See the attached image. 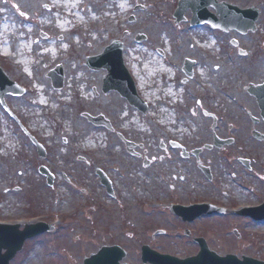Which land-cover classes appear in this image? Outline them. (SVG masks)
I'll list each match as a JSON object with an SVG mask.
<instances>
[{
    "label": "rangeland",
    "instance_id": "rangeland-1",
    "mask_svg": "<svg viewBox=\"0 0 264 264\" xmlns=\"http://www.w3.org/2000/svg\"><path fill=\"white\" fill-rule=\"evenodd\" d=\"M179 1L0 0V33L3 32L0 36V67L12 81L26 89L21 96H6V102L23 127L46 150L45 157L39 156L30 135L0 104V222L24 224L40 220L55 226L54 231L27 240L11 264H82L85 256L96 252L100 246L114 243L127 250L125 262L143 264L140 250L148 238L130 241L135 237L131 235L134 230L146 224L164 225L170 230L179 226L169 211L164 212V217L149 215L164 207L155 205L162 203L158 194L161 191L159 178L130 174L121 178L108 169L129 159L124 146L120 145L118 133L130 132L133 138L148 137L149 133L126 129L110 131L84 117V113L103 115L113 127L120 119V115L112 113L113 93L104 95L101 92L105 70L89 69L86 58L100 54L113 38H117L125 44V61L144 60L148 47L155 44H134L129 38L142 30L162 33V27L168 22L166 16H171L170 12L178 8ZM62 4H66L71 13L66 21ZM141 6L143 8L135 11ZM262 9L264 11V5ZM133 15L135 21L131 22L129 18ZM5 22L7 30L3 31ZM261 24L245 44L248 59L253 64L252 72L260 69V81L264 80V13ZM43 31L51 34L50 39L41 36ZM197 32L202 36L207 34L206 29ZM200 39L204 41L203 37ZM210 39L213 42L210 52H215L213 56L217 61L224 62L223 71L215 76L218 98H213L218 104L214 108L228 111L225 116L229 119L238 118L241 111L221 91L226 88L235 92L240 84L237 75L241 74L242 68L246 69L245 60L240 61L239 67L236 65L239 57L221 34L212 35ZM256 43H260V56L256 53ZM18 46L23 50L20 51ZM48 48L52 54L47 53ZM230 54L232 57H228ZM15 55L22 61H16ZM58 64L65 69V85L60 90L54 89L48 77L49 71ZM224 77L231 82H225ZM131 116L126 114L121 118ZM139 118L143 123V116ZM217 130L220 137V133L236 135V130L229 132L227 127ZM210 131L204 124L196 128L187 125L183 133L191 138L200 134L205 139L210 137ZM155 134L159 135V131ZM94 140L99 146H93ZM229 151L230 148H224L212 153L220 156ZM41 166H46L55 176L53 185L39 171ZM100 168L108 170L113 181H121L122 185L114 186L116 197L112 198L100 184L97 175ZM154 171L152 168L150 174ZM218 174L221 183L217 186H236L224 171L218 169ZM262 181L264 186V179ZM247 199L249 202L255 200L250 195ZM211 226L217 235L220 234L218 241L213 242L218 252H244L264 260V222L252 224L241 217H218ZM235 230L242 233L240 238ZM153 245L178 256L196 250L189 239L181 237L158 238Z\"/></svg>",
    "mask_w": 264,
    "mask_h": 264
},
{
    "label": "flooded vegetation",
    "instance_id": "flooded-vegetation-1",
    "mask_svg": "<svg viewBox=\"0 0 264 264\" xmlns=\"http://www.w3.org/2000/svg\"><path fill=\"white\" fill-rule=\"evenodd\" d=\"M217 1L234 4L240 9L257 7L260 13L255 31L241 33L234 28L220 29L208 21L194 24L192 21L194 14L191 10L184 12L181 18L176 11H172L171 16H166L168 22L162 27L164 29L162 33L148 30L143 32L144 36L140 32L129 38L134 44H155L148 47V55L144 60L139 58V62L125 61L127 71L130 73L125 78L135 81L132 96L127 97L122 93L128 92L126 84L122 87V92L116 89L105 93L103 87L107 72L103 76L101 92L104 95L113 93L115 103L112 106V113L115 116L120 115L113 130L140 131L147 135L149 133L148 137L143 138H133L130 132L125 135L118 133L120 145L124 146L129 159L124 160L122 165L119 161L112 166L113 168L108 169L121 178L128 174L159 178L161 184L159 189L161 191L158 192L159 201H162L161 205L164 207L158 208V212L154 210L149 215L159 214L164 217L166 214L164 212L169 211L175 223L179 225L175 230H170L165 229L164 225L157 227L154 224H146L143 228L134 230L131 235L135 237L130 241L138 242L142 237H146L148 240L145 244L152 249L169 253L163 252L159 245L154 246V241L158 238L181 237L189 239L196 246V250L185 256L176 255L178 258L196 257L201 251L198 242L202 241L220 257L235 255L240 261L246 256L260 259L244 252L225 254L218 252L213 245L220 238V234L217 235L211 223L218 217L224 219L241 217L245 222L252 224L264 222L249 213L235 212L240 206L256 207L264 201L262 198L264 137L260 139V133L264 135V119L261 117L259 96L260 84H263L264 80L260 81V69L252 72L253 64L251 59H248L249 51L245 48L247 40L262 26L264 0ZM208 13L216 15L217 10L209 7ZM205 29L207 31L205 36L197 32ZM40 33H43L41 36L45 39L51 37L50 33ZM217 33L228 39L231 50L239 57L236 65L239 67L242 60H245L246 65V69L242 68L241 74L237 75L240 84L235 92L226 88L221 91L241 111V115L234 119L225 116L228 111L214 108L215 104H218L213 98L216 100L218 98L215 94L217 92L215 76L224 69V62L217 61L213 56L215 52H210L213 46L210 37ZM200 37L204 38L203 42ZM256 45H258L256 53L260 56L262 53L260 43L254 46ZM224 54H227L226 50ZM232 54L228 57H232ZM153 58L157 59L155 66L151 65ZM157 68L163 70H156ZM229 80L231 79L224 77L225 82ZM126 114L132 116L121 118ZM139 116H143V123L140 122ZM186 123L189 127L195 128L204 124L212 133L205 139L200 137V134L191 138L183 133ZM226 127L229 132L236 130V135L220 133L221 137L217 140V129L225 130ZM157 131L159 135L155 134ZM224 148L228 150L230 148V151L220 156L212 153L217 149L223 151ZM239 151L241 154L237 155L236 152ZM152 168L155 171L150 174ZM218 169L228 174L230 182L236 186H217V183H221ZM101 171L107 174L109 171L103 168L97 171L100 184L107 190L99 176ZM112 183L113 190L115 185H122L118 180H112ZM143 188L148 191L146 186ZM249 195L255 200L249 202L247 199ZM113 197H116L115 190ZM234 199L238 201L234 202ZM176 206L178 211H174ZM234 233L239 238L242 236L238 230Z\"/></svg>",
    "mask_w": 264,
    "mask_h": 264
},
{
    "label": "water",
    "instance_id": "water-1",
    "mask_svg": "<svg viewBox=\"0 0 264 264\" xmlns=\"http://www.w3.org/2000/svg\"><path fill=\"white\" fill-rule=\"evenodd\" d=\"M207 1V0H206ZM215 0L208 2L211 5H215L221 14L220 19H213L212 23L216 27L226 29L228 27H236L241 30H247V28H254L255 22L258 18V11L256 9H250L246 11H240L238 8L228 6L226 4L214 3ZM207 2L203 0H181L178 8V12L181 15L185 10L191 8L194 15V20L204 21L205 14L204 11L208 5ZM226 7H230L232 14L227 11ZM230 8H228L230 10ZM230 13V14H229ZM122 45L120 43H113L108 46L102 55L90 57L88 59V65L93 69H99L100 67H107L109 69V74L105 79V91L111 89H119L126 84L128 91L132 90V81L125 78L124 71L126 72L124 65L122 63ZM64 69L62 66H58L56 69L50 72L53 78V85L57 89H61L64 85ZM21 95L22 90L20 87L11 81L3 69L0 67V102L3 106H6L4 96L6 94ZM260 103L264 116V94H260ZM89 119L95 124L108 125L107 121H104L102 117H91ZM41 155H44V150L38 144ZM43 174L48 176L49 184H53L54 176L46 168H42ZM260 212L264 215V206L260 207ZM53 227L45 223H37L27 225L25 230L21 231L19 225H4L0 224V264H10V260L17 254L19 250L22 249L26 239L39 235L44 231H50ZM3 250H6L3 253ZM206 247L203 252H207ZM210 254V255H209ZM127 256L126 251H124L119 246H104L98 252L91 254L89 257L84 259L83 264H127L122 263V261ZM218 256L208 253L199 256L198 258H192L187 260H180L178 258L169 255H160L152 252L148 248L143 250V260L144 262L152 261L154 264H234L231 259L234 257L219 258ZM216 260V261H215ZM247 262V263H246ZM244 264H264V262H259L250 258L245 259Z\"/></svg>",
    "mask_w": 264,
    "mask_h": 264
},
{
    "label": "bare ground",
    "instance_id": "bare-ground-1",
    "mask_svg": "<svg viewBox=\"0 0 264 264\" xmlns=\"http://www.w3.org/2000/svg\"><path fill=\"white\" fill-rule=\"evenodd\" d=\"M65 8L64 9H62V11H64V19H65V21L67 20V19H69V16H70V12H69V7L66 5V4H62ZM62 8V7H61ZM76 22H78V24L80 25L81 23L79 22V20L78 19H76L75 20ZM64 24V23H63ZM7 23L5 22L4 23V25H3V31H6L7 30ZM3 35V32H1L0 33V36H2ZM0 43H1V40H0ZM22 45V44H21ZM20 51H22L23 50V47H20V46H18L17 47ZM9 48H7V50H8ZM6 50V49H5ZM4 51V50H3ZM10 52V51H9ZM47 53H51L52 54V51H51V48H48V50H47ZM4 54H7V55H9L10 56V54L9 53H7V51H4ZM16 61H22V60H20V58H19V60H17V58H16V55L13 57ZM149 63V62H148ZM157 64V59L156 58H153V61L151 62V65H153V66H155ZM147 66V65H146ZM156 70H163V69H156ZM160 71V72H161ZM4 140V139H3ZM93 144V146H99L98 145V143H96V140H94V142L92 143ZM95 144H97V145H95Z\"/></svg>",
    "mask_w": 264,
    "mask_h": 264
}]
</instances>
